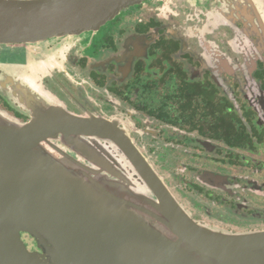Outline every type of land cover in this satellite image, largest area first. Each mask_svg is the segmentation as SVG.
<instances>
[{
    "label": "flooded vegetation",
    "instance_id": "obj_1",
    "mask_svg": "<svg viewBox=\"0 0 264 264\" xmlns=\"http://www.w3.org/2000/svg\"><path fill=\"white\" fill-rule=\"evenodd\" d=\"M246 1L264 8V0ZM257 20L264 15L223 11L221 0H142L94 32L1 45L12 51L0 65L34 70L40 107L114 122L197 223L264 232ZM15 91L0 86V112L28 122ZM22 240L40 252L28 234Z\"/></svg>",
    "mask_w": 264,
    "mask_h": 264
},
{
    "label": "water",
    "instance_id": "obj_2",
    "mask_svg": "<svg viewBox=\"0 0 264 264\" xmlns=\"http://www.w3.org/2000/svg\"><path fill=\"white\" fill-rule=\"evenodd\" d=\"M141 1L0 0V45L94 32ZM221 7L264 15L246 0ZM26 68L0 66V86L31 112H0V264H264V232L194 221L114 122L34 103Z\"/></svg>",
    "mask_w": 264,
    "mask_h": 264
},
{
    "label": "rangeland",
    "instance_id": "obj_3",
    "mask_svg": "<svg viewBox=\"0 0 264 264\" xmlns=\"http://www.w3.org/2000/svg\"><path fill=\"white\" fill-rule=\"evenodd\" d=\"M1 46V45H0ZM12 50H9L3 46L0 47V62H3L5 61V58H8L10 56V53H11ZM20 51L23 53L24 51L22 49H20ZM7 63L9 62L8 60H6ZM0 66H3V65H0ZM18 67H15V70L13 72H16L19 74V72H21L19 69H16ZM25 69V68H24ZM27 69V68H26ZM30 73V70L27 72V74Z\"/></svg>",
    "mask_w": 264,
    "mask_h": 264
}]
</instances>
